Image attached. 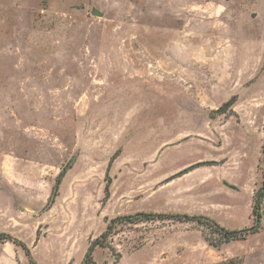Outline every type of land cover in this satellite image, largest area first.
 Masks as SVG:
<instances>
[{"label":"rangeland","instance_id":"obj_1","mask_svg":"<svg viewBox=\"0 0 264 264\" xmlns=\"http://www.w3.org/2000/svg\"><path fill=\"white\" fill-rule=\"evenodd\" d=\"M263 150V0H0V233L38 264H84L121 216L250 228ZM105 243L95 264H264V220L229 242L122 222ZM14 249L31 264L11 243L0 264Z\"/></svg>","mask_w":264,"mask_h":264},{"label":"trees","instance_id":"obj_2","mask_svg":"<svg viewBox=\"0 0 264 264\" xmlns=\"http://www.w3.org/2000/svg\"><path fill=\"white\" fill-rule=\"evenodd\" d=\"M264 155V150H263ZM110 185H107V193H109ZM53 201V200H52ZM253 225L250 228L242 229V230H230L222 227L216 221L210 219L205 216H190L187 214H156V213H141L136 215H128L118 217L109 224L107 231L103 233L100 238H97L89 247L87 255L84 260V264H95L94 261V251L97 247H103L106 245V240L112 234L113 228L118 223H137L142 220H176V221H184V222H197L199 224L210 226L213 230L220 233L223 236L225 242H229L231 240H239L242 238H246L247 235L259 233L262 229L263 220H264V179L254 194V203H253ZM4 242H12L16 246H20L25 250L26 255L30 259L31 264H38L31 254L29 247L23 243L21 240L15 238L14 236L7 233H0V243Z\"/></svg>","mask_w":264,"mask_h":264},{"label":"water","instance_id":"obj_3","mask_svg":"<svg viewBox=\"0 0 264 264\" xmlns=\"http://www.w3.org/2000/svg\"><path fill=\"white\" fill-rule=\"evenodd\" d=\"M93 14L95 16H98V17H102L103 16L102 13L100 11H98V10H94ZM235 101H236V98H233L231 101H229L228 103L223 105L220 109L215 110L214 113L218 114V115L226 113L233 106ZM60 179H61V177H60Z\"/></svg>","mask_w":264,"mask_h":264},{"label":"crops","instance_id":"obj_4","mask_svg":"<svg viewBox=\"0 0 264 264\" xmlns=\"http://www.w3.org/2000/svg\"><path fill=\"white\" fill-rule=\"evenodd\" d=\"M263 3H264V0H263ZM6 243H11L13 244L14 246H16L14 243L12 242H4V243H0V244H6ZM17 247V246H16ZM12 261L13 263L15 264H21V261H20V253L18 250H13V257H12Z\"/></svg>","mask_w":264,"mask_h":264}]
</instances>
